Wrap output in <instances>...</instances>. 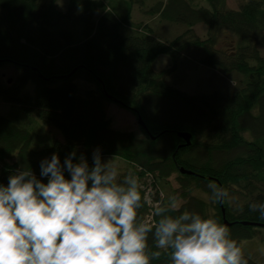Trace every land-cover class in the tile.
I'll use <instances>...</instances> for the list:
<instances>
[{"label":"trees","instance_id":"trees-1","mask_svg":"<svg viewBox=\"0 0 264 264\" xmlns=\"http://www.w3.org/2000/svg\"><path fill=\"white\" fill-rule=\"evenodd\" d=\"M208 4L210 9L167 0L153 6L148 13L160 22L185 27L163 41L149 26L143 31L133 24V8L145 7L144 0H0V67L20 69L11 84L0 79V99L36 113L44 130L54 127L62 134L36 149L26 126L0 114V184L6 186L22 168L47 182L40 165L53 154L63 163L75 152L77 161L83 156L91 167L99 150L104 161L128 163L122 175L131 172L144 186L152 174L156 194L141 210L145 218L154 205L177 196L185 209L228 223L237 240L255 239L264 229V220L248 209L250 202H264V0H241L238 9H229L227 0ZM201 24L208 28L204 40L195 31ZM227 33L236 39L232 52L218 47ZM190 54L194 69L238 76L230 93L192 95L171 85V71L185 68L181 63ZM160 56H169L174 68L156 72ZM29 83L34 95L24 92ZM110 102L132 112L138 123L142 119L143 138L113 128ZM181 133L191 136L190 145ZM174 176L177 189L166 184ZM210 180L233 197L223 208L211 199ZM164 184L163 199L158 189ZM153 264H168L166 254Z\"/></svg>","mask_w":264,"mask_h":264},{"label":"clouds","instance_id":"clouds-1","mask_svg":"<svg viewBox=\"0 0 264 264\" xmlns=\"http://www.w3.org/2000/svg\"><path fill=\"white\" fill-rule=\"evenodd\" d=\"M40 167L47 182L22 168L0 184V264H153L165 254L168 264H249L228 225L185 209L177 196L145 218L151 201L140 178L122 175L99 150L91 167L75 152ZM207 187L214 203L233 199L214 180ZM248 209L264 220V202Z\"/></svg>","mask_w":264,"mask_h":264},{"label":"rangeland","instance_id":"rangeland-1","mask_svg":"<svg viewBox=\"0 0 264 264\" xmlns=\"http://www.w3.org/2000/svg\"><path fill=\"white\" fill-rule=\"evenodd\" d=\"M165 1L167 0H144L145 7L141 8L139 5H136L134 6L132 12L133 24H141V29L143 31L146 30V26H149L153 30L155 35L163 41L172 40L178 35L182 34V32L185 30L184 26L160 22V19L157 16H151L148 13L149 10L158 2ZM187 1H189L194 8L210 9L208 0ZM240 4L241 0H227V7L229 9H238ZM195 31L196 34L204 40V38L207 36L208 28L206 25L201 24L195 28ZM235 42V37L230 33H227L221 36L218 47L227 52H232V50L234 49L233 47L236 44ZM262 55L264 56V49H262ZM195 58H193L192 54H190L188 59L181 63V65L187 64L186 67L184 68L182 66L178 71H171V74L168 77L167 81L171 85L177 87L179 90L192 95L211 94L214 91H227L225 93H230V89L233 87L232 85L238 82L239 77L236 75L225 76L222 75L219 71L207 67L197 66L194 69L192 67H194V63L196 64ZM173 68V62L169 56H160L153 65V69L158 73L162 71H170ZM18 70L20 69L13 64H4L0 67V79L4 84H7L9 80L14 81L20 76V71ZM76 84L80 85L81 88L84 89L91 87L81 81H76ZM24 92L34 95V85L32 83H29L24 88ZM107 112L114 129H117L121 132L134 133L138 138L144 137L141 126L139 125L137 119L135 118V115L132 112L121 107L118 103L115 102L107 103ZM0 114L8 117L10 120L16 122L17 124L26 126L32 134L33 146L36 149L39 148L37 147V145H41L43 143H51L52 140L48 139L49 137L52 139L62 138V134L57 128L52 127L46 128V130H44V127L46 126L40 120V118H38V115H36V113L26 112L19 106H13L2 102L1 99ZM117 161L115 162L118 164L121 173H126L129 167L128 163L120 159ZM146 179L147 186H144V184L142 186L145 189L149 200H151V196L156 194V190L152 189V187L150 186L153 182V177L147 176ZM166 184L170 185L173 189L179 188V184L177 183V179L175 176L172 177ZM166 184H164L163 186V191L161 189H158V192H161L160 196L163 197V199L165 198V196H167L165 190ZM171 188H168L169 193L171 192ZM200 196H203L205 199H207L204 195ZM243 243L246 257L253 259L258 264H264V229H260L258 231V236L255 239L247 240Z\"/></svg>","mask_w":264,"mask_h":264},{"label":"water","instance_id":"water-1","mask_svg":"<svg viewBox=\"0 0 264 264\" xmlns=\"http://www.w3.org/2000/svg\"><path fill=\"white\" fill-rule=\"evenodd\" d=\"M13 81L10 80L9 81V84H11ZM139 125L145 130L147 131V127L146 125L144 124V122L142 121V119H139ZM179 137L182 138L185 142H186V145H190V141H191V136L189 134H179ZM181 173L182 174H191L190 172H186L184 170H181ZM221 207L223 208V203H220ZM226 225H229L228 223H226ZM245 225H248V224H245ZM256 226H259V225H256Z\"/></svg>","mask_w":264,"mask_h":264},{"label":"bare ground","instance_id":"bare-ground-1","mask_svg":"<svg viewBox=\"0 0 264 264\" xmlns=\"http://www.w3.org/2000/svg\"><path fill=\"white\" fill-rule=\"evenodd\" d=\"M148 175L152 176V174H148ZM148 219H153V218H152V216H149V218H148Z\"/></svg>","mask_w":264,"mask_h":264}]
</instances>
